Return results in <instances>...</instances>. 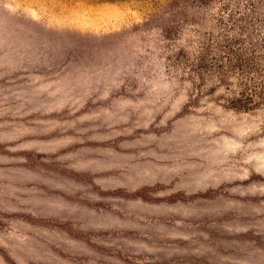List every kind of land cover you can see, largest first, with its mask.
I'll return each mask as SVG.
<instances>
[{
  "label": "rangeland",
  "instance_id": "1",
  "mask_svg": "<svg viewBox=\"0 0 264 264\" xmlns=\"http://www.w3.org/2000/svg\"><path fill=\"white\" fill-rule=\"evenodd\" d=\"M0 264H264V0H0Z\"/></svg>",
  "mask_w": 264,
  "mask_h": 264
}]
</instances>
